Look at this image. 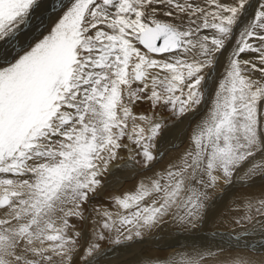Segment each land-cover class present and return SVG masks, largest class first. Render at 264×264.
<instances>
[{
	"label": "snow or ice",
	"instance_id": "obj_1",
	"mask_svg": "<svg viewBox=\"0 0 264 264\" xmlns=\"http://www.w3.org/2000/svg\"><path fill=\"white\" fill-rule=\"evenodd\" d=\"M113 166L133 182L105 206ZM258 182L264 0H0V264H100L166 228L146 264H264V190L208 227Z\"/></svg>",
	"mask_w": 264,
	"mask_h": 264
},
{
	"label": "bare ground",
	"instance_id": "obj_2",
	"mask_svg": "<svg viewBox=\"0 0 264 264\" xmlns=\"http://www.w3.org/2000/svg\"><path fill=\"white\" fill-rule=\"evenodd\" d=\"M171 133L174 134L173 132ZM180 145L181 141L177 140L174 144L167 145L169 146V148L165 149L162 147V149H165L164 151L168 153V155L165 157V163L179 155L180 151H182ZM112 171L113 172L111 173L110 179L108 180V186L113 187V189L111 190V193L113 195H120L123 191H127L131 187V183L133 181L131 182L129 180L130 182L128 181L126 183L127 178L130 174L125 170L119 169L118 166L112 169ZM124 183L125 185L121 188V185H123ZM241 186L242 185H240V187ZM238 187L239 184H234L232 186L230 185V187L227 188L225 195H218L216 199L213 200L212 208L209 212V217L210 219L214 218L215 216L216 217L215 221L208 225L210 229L219 230L222 232H227L233 229L239 231L240 229L232 223V217L234 215L242 214L243 204L240 202L246 196L255 195L256 197H259L260 191L264 190V182H258L257 184L252 185L248 188H245L243 186L241 188ZM108 197L111 196L108 195ZM237 205L239 206V209H237ZM166 230L167 232L161 233V237H164V239H156L155 236H152L146 238L145 240H134L126 244L113 247L111 246L106 256L100 258V264H111L122 258L127 259L121 262V264H146V260L148 258H166L167 255L171 251H173V249L171 248L165 249L164 247L165 243H171L170 240L172 239V237L168 235L170 229L166 228ZM208 242L218 243V241L214 240ZM150 243H154V245L156 244L158 245V247H163V250L156 248L154 245L146 247V245ZM106 247L108 246L106 245Z\"/></svg>",
	"mask_w": 264,
	"mask_h": 264
},
{
	"label": "rangeland",
	"instance_id": "obj_3",
	"mask_svg": "<svg viewBox=\"0 0 264 264\" xmlns=\"http://www.w3.org/2000/svg\"><path fill=\"white\" fill-rule=\"evenodd\" d=\"M174 133V132H173ZM172 138H174V134H172L171 132H169L168 134H167V139H166V141H164V142H162L161 143V147H163V148H169V146H167V145H169V144H167L166 142H168V140H170V139H172ZM164 149V150H165ZM116 166H113V168L112 169H114ZM113 171L111 170V173H112ZM111 173H110V175L108 176V180L110 179V176H111ZM131 175H129V177L127 178V181H126V183L130 180L131 182L133 181V178H132V176L130 177ZM129 181V182H130ZM108 183H109V181H108ZM125 185V183L123 184V185H121V188H122V186H124ZM232 186V185H231ZM230 186H228L227 188H229ZM242 187V186H241ZM240 187V185H239V187L238 188H241ZM227 188L225 189V191H224V193H221V194H219L220 196H223V195H225V193H226V191H227ZM113 189V187H111V186H108V188L105 190V192L104 193H102L97 199H98V201L100 202V203H103L105 206H108V204H109V202H110V199H111V197H108V193H111L112 190ZM112 194V193H111ZM223 194V195H222ZM113 195V194H112ZM94 203H96L97 201H93ZM162 232H167V230L166 229H164V230H161V233ZM160 233V234H161ZM153 246L154 245V243H150V244H148V245H146V247H148V246ZM117 246V245H116ZM156 248H158V249H162L163 250V247H158V245H154ZM113 247V246H112ZM127 259V258H126ZM126 259H120V260H117V261H115V262H113L114 264L116 263V264H121V262H123L124 260H126ZM113 263H111V264H113ZM103 264H107V263H103Z\"/></svg>",
	"mask_w": 264,
	"mask_h": 264
}]
</instances>
